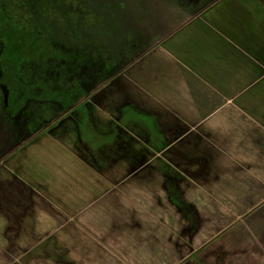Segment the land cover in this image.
Returning <instances> with one entry per match:
<instances>
[{
	"label": "crops",
	"instance_id": "crops-1",
	"mask_svg": "<svg viewBox=\"0 0 264 264\" xmlns=\"http://www.w3.org/2000/svg\"><path fill=\"white\" fill-rule=\"evenodd\" d=\"M135 1L120 69L1 157L0 264H264V2Z\"/></svg>",
	"mask_w": 264,
	"mask_h": 264
},
{
	"label": "flooded vegetation",
	"instance_id": "flooded-vegetation-1",
	"mask_svg": "<svg viewBox=\"0 0 264 264\" xmlns=\"http://www.w3.org/2000/svg\"><path fill=\"white\" fill-rule=\"evenodd\" d=\"M5 4L6 0H0V101L3 104L6 98L11 100L15 111L2 112L5 122L7 119L14 122L7 127L8 133H5L18 141L19 145L9 150L13 152L23 145L21 142L31 140L43 132L56 131L63 120H69L74 113L81 114V106L87 99L81 100L82 91L86 97L90 87L95 89L94 92L101 88L95 84L98 76L95 65L99 63L100 56L92 57L94 69H89L90 64L81 65L79 53L73 57L67 56L63 49L43 42L37 36L28 39L26 35H21L22 23L8 11ZM12 27L14 30L11 32ZM23 27L32 29V26ZM24 47H30L29 52H25ZM83 57L90 61L87 54ZM27 66L28 81L22 78V70ZM113 68L115 65L109 70L111 75L115 74ZM54 107L59 109L60 114L55 118L51 115L45 117L44 114L50 113ZM39 114L42 116L38 119Z\"/></svg>",
	"mask_w": 264,
	"mask_h": 264
},
{
	"label": "rangeland",
	"instance_id": "rangeland-1",
	"mask_svg": "<svg viewBox=\"0 0 264 264\" xmlns=\"http://www.w3.org/2000/svg\"><path fill=\"white\" fill-rule=\"evenodd\" d=\"M138 1H135L134 11L130 10L133 11V16L131 15L132 19L137 18L135 21L133 19L134 25H136L135 23L140 24L144 22V17L142 18L144 12H142V5L137 3ZM149 1L151 7L160 4L159 0ZM152 1L155 3L154 6L152 5ZM118 4H112L111 0H6L5 6H7L8 11L12 15H15L20 20L22 23L21 35H26L28 39L32 40L37 36L39 40L41 39L43 42L46 41L52 45L55 44L57 47L63 49L67 53V56L73 57L79 53L82 58L81 65L90 64L89 69H94L92 57L97 58L100 56L99 63L95 65L98 74L95 84L96 86H103L110 80L111 73H109V70L115 65L113 73H116L122 64L120 60L118 61L113 55L111 56L110 52L113 50L116 52L119 45L118 39H114L117 28L122 32H127L124 27V15H119L118 12L120 7L117 6ZM127 11L129 12V10ZM151 19L152 16H150ZM23 25L32 26V29L29 27L27 29ZM150 27H152V23ZM12 29L13 27L10 30L11 32ZM140 29L141 27H137V30L132 31L140 35ZM125 38L129 39L131 36L126 35L124 36ZM24 49L25 52H29L30 47H24ZM86 54L90 61L83 57ZM115 60L117 64H115ZM106 68L108 70H105ZM22 78L28 81V66L23 68ZM67 85L69 86L70 84ZM86 87H89V85H86ZM94 91L95 89L90 87L86 97H84L82 91L81 100L88 99L89 95L93 94ZM87 99L86 101H88ZM4 103L2 104V100L0 101V158L9 152V150L14 149L18 143L14 137L10 138L12 135H7L8 137L5 135V133H8L7 127H10L14 122H10L9 119L5 122L2 112L15 113V111H13L11 100H7L6 98ZM59 114V109L54 107L50 113H45L44 116L51 115L55 118ZM41 116L42 114H39L37 118L39 119ZM8 123L10 124L8 125Z\"/></svg>",
	"mask_w": 264,
	"mask_h": 264
},
{
	"label": "trees",
	"instance_id": "trees-1",
	"mask_svg": "<svg viewBox=\"0 0 264 264\" xmlns=\"http://www.w3.org/2000/svg\"><path fill=\"white\" fill-rule=\"evenodd\" d=\"M111 3L112 4H116V0H111ZM95 8H96V3H95ZM28 43H29V41H28ZM28 45V44H27ZM111 52V51H110ZM113 54H111V56H112ZM114 56V58H115V55H113ZM115 64H116V62H115Z\"/></svg>",
	"mask_w": 264,
	"mask_h": 264
},
{
	"label": "water",
	"instance_id": "water-1",
	"mask_svg": "<svg viewBox=\"0 0 264 264\" xmlns=\"http://www.w3.org/2000/svg\"><path fill=\"white\" fill-rule=\"evenodd\" d=\"M260 1H262V0H260ZM263 2V1H262ZM264 4V3H263Z\"/></svg>",
	"mask_w": 264,
	"mask_h": 264
}]
</instances>
